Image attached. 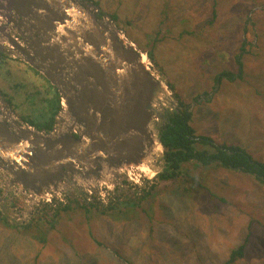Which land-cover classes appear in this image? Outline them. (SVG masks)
I'll list each match as a JSON object with an SVG mask.
<instances>
[{
	"label": "rangeland",
	"instance_id": "374dc122",
	"mask_svg": "<svg viewBox=\"0 0 264 264\" xmlns=\"http://www.w3.org/2000/svg\"><path fill=\"white\" fill-rule=\"evenodd\" d=\"M91 1L103 14L131 19L132 26L120 30L139 51H152L153 64L187 102L197 133L216 144L237 145L264 163V0ZM239 53L242 79L217 82L221 71L236 70ZM8 88L12 101L7 97L3 106L29 123L44 124L43 97L56 95L49 81L25 62L0 56V89ZM223 167H197L202 182L196 193L193 185L187 194L175 185L148 194L157 179H146L140 188L124 181L121 197L145 211L142 218L119 215L116 222H88L93 208L78 215L79 207L64 211L59 203L22 219V202L12 199L7 209L0 207L6 217L0 218V264H225L239 246L243 254L234 264H264V185ZM110 191L101 189L103 197L91 204L77 197L71 205L107 204Z\"/></svg>",
	"mask_w": 264,
	"mask_h": 264
},
{
	"label": "water",
	"instance_id": "95a60500",
	"mask_svg": "<svg viewBox=\"0 0 264 264\" xmlns=\"http://www.w3.org/2000/svg\"><path fill=\"white\" fill-rule=\"evenodd\" d=\"M0 9L18 34L3 26L0 37L10 47L0 50L43 75L61 104L60 126L48 132L1 109L0 168L11 184L41 197L47 187L57 192L66 172L95 184L125 171L150 176L162 169L159 133L178 100L110 15L100 16L91 0H0Z\"/></svg>",
	"mask_w": 264,
	"mask_h": 264
},
{
	"label": "trees",
	"instance_id": "16d2710c",
	"mask_svg": "<svg viewBox=\"0 0 264 264\" xmlns=\"http://www.w3.org/2000/svg\"><path fill=\"white\" fill-rule=\"evenodd\" d=\"M213 13L214 10L212 11V14ZM99 15L102 16L103 12L100 11ZM110 16L119 29L120 27H122L126 30L130 26H132L131 19L127 17L120 18L114 12H110ZM208 23L212 22L208 21ZM126 35L130 36L127 32ZM131 40L135 41L136 39L134 38V40ZM240 50H242L243 52L245 48L241 47ZM0 54L4 53L0 52ZM146 54L151 58V60H153L151 57V55L153 54L151 50H147ZM235 63L237 65L236 70L226 69L224 71H221L218 75H216L215 80L218 82L222 79H226L229 81L237 80V78L242 79L244 71L243 54L239 53L235 56ZM155 64V66L158 67V70L162 71L163 73V70L159 67V65L156 62ZM36 72L41 77V74H39L38 71ZM163 75L165 74L163 73ZM51 86L53 90L56 91V95H53L48 99H46V97H43L45 99L44 105H40L39 109L43 110L44 108H46L44 110V115H47V119L45 120L44 124L34 125L32 123H29L25 117L22 118L20 116L22 121L28 123L29 125H33L39 130H44L46 132L51 131L54 128V125L56 123L55 117L60 110V95L58 91L53 87V85ZM170 87L174 89L171 84ZM0 90L6 95V97H8L7 94L9 90L13 89L8 88V90ZM174 96L178 100L177 110H166L165 114L168 118V122L164 123L159 133L161 143L165 149L164 158L166 160V167L156 177L157 181L153 185H151L150 190L146 191L148 192V194L154 192L156 189L163 192V190H166L175 185L183 186L184 192L186 194L191 190L193 185V191L196 193L198 190H200L198 184L202 182L198 174L199 171L197 167H208L210 166V164H214L216 166L223 165L228 169L247 173L264 185V163L253 159L237 145L224 143L216 144L211 140L210 137L204 136L201 133H197L196 129L192 126L193 115L188 108L187 102H184L181 98H179L175 92ZM39 99L40 97L38 98V100ZM50 99L56 100L54 106L51 103L49 105ZM8 101L9 103H11L12 100L9 98ZM22 113L27 114V112L24 111H22ZM191 165H194V167H196L193 168L191 167ZM160 182L164 183L163 186L159 185ZM128 190H130L132 193L133 189L130 187L128 188ZM122 192L123 189H119V187L115 186L114 190L112 191V199H110L107 204L99 203L90 206V209H94L92 211L93 215L90 216L89 219H86V221L89 220L88 222L96 223L98 220L107 218L112 222H116L118 221L119 215H124L125 217L123 218L126 219H133L136 218V216L142 218V214L145 211V208H141L140 205H138V202H135L132 198H122ZM68 206L69 204H62V208H65L67 210L77 209L78 207L82 210L88 209V207L84 204L70 207ZM128 209H138L139 213H127L126 211ZM52 226H54V224H52ZM242 249L243 246H239L234 249L227 258L225 264H234L235 260L241 258L243 254Z\"/></svg>",
	"mask_w": 264,
	"mask_h": 264
},
{
	"label": "clouds",
	"instance_id": "9594fccd",
	"mask_svg": "<svg viewBox=\"0 0 264 264\" xmlns=\"http://www.w3.org/2000/svg\"><path fill=\"white\" fill-rule=\"evenodd\" d=\"M3 104H5V101L3 103H0V106H2ZM10 108H12V107H10ZM1 109L2 108H0V111H2ZM25 124L29 127L33 126V125H29L28 123H25ZM55 125H54V127H55ZM164 151H165V149H164ZM164 151H163V158H164ZM164 161H165V163H164L162 169H160L158 172H162L165 169V167H166L165 158H164ZM159 162L162 164L161 160H159ZM223 168H226V167H223ZM226 169H228V168H226ZM142 173L147 177V179L154 178V176H152V175L149 176V174L146 175L144 172H142ZM10 176L11 175H9L8 173H6L5 171H3L0 168V207L7 209L9 207L8 202H12V199L13 200L18 199L17 204L19 205L20 202H22V207H21V210L17 213V216H18V218H22V219L29 217L30 215H32L35 212V214L33 216V218H34L37 215V213H39V211H41L42 208L48 209V208L53 207L52 201L54 199L58 198L60 195H62V193H59L60 191L66 192L64 197L75 195L76 197H81L83 200L84 199L87 200L88 201L87 203L91 204L94 197H96V198L103 197L99 193L100 189H108V186L112 185V184H110V181H111L110 179L102 180L100 183L94 184V183L87 182V180H85V179H80L79 177H74L73 174L66 172V174H64L63 177H60L58 179L59 183H57V186H58L57 192H54L53 190L50 189V187H47V188L43 189V196L38 197L30 189H28L24 186L11 184L10 180H9ZM132 177L136 178L135 175L132 174L130 176L128 174L126 182H128L130 184H135V186L140 188L139 186H141V184H139L137 178L134 180V179H132ZM118 183L119 184H116L117 186L118 185H119V187L123 186L121 184V181H119ZM14 186H15V191H13ZM128 188H130V187H128ZM149 188H151V187H149ZM91 190L93 191V194H91V196H90L88 191H91ZM113 190H114V188H113ZM1 205H6V206H1ZM62 210L68 211L65 208H62ZM81 212H82V209L78 208V211L76 212V214L79 215ZM46 214H47V212H46ZM1 217L6 218L4 214H2L0 216V218ZM13 222L16 223L17 220L14 219ZM51 222H53V221H51Z\"/></svg>",
	"mask_w": 264,
	"mask_h": 264
},
{
	"label": "flooded vegetation",
	"instance_id": "af4514ba",
	"mask_svg": "<svg viewBox=\"0 0 264 264\" xmlns=\"http://www.w3.org/2000/svg\"><path fill=\"white\" fill-rule=\"evenodd\" d=\"M1 21V24L4 26L5 25V23L2 21V20H0ZM1 32V31H0ZM20 42H22L23 40L21 39V40H19ZM8 46V47H10V45L9 44H7L6 43V41H5V39L4 38H2V37H0V49H1V46L2 47H4V46ZM7 49V48H6ZM0 52L1 53H4L2 50H0ZM1 55H5V57H9V56H7L6 54H0V56ZM10 58V57H9ZM13 58V57H12ZM13 60H17V61H21V62H24L23 60H19V59H14L13 58ZM26 63V62H25ZM27 64V63H26ZM31 67V66H30ZM39 73V72H38ZM40 74V73H39ZM2 97H4V99L2 98ZM6 99H7V97H6V95L0 90V100L1 101H5L6 102ZM8 100V99H7ZM3 106V105H2ZM12 109H13V112H15L16 113V115H18V119H20L21 120V117H20V114H19V111H15L14 110V108L12 107ZM24 122V121H23ZM26 123V122H25ZM56 124V123H55ZM59 126V125H58ZM58 132V131H57ZM76 135V134H75ZM158 163L159 164H161L159 161H158ZM157 173H160V172H157ZM127 176H128V173L125 171V172H122V173H120V174H118L116 177H112V178H110V184H112V186H113V188H115V185L116 184H119L118 182L121 180L122 182H121V184L124 182V181H126V179H127ZM63 177V176H62ZM157 176H154V178H156ZM136 178H137V180H138V182H139V184H142L146 179H147V177L144 175V174H141V175H137L136 176ZM135 177H132V179H136ZM116 187H119V185L118 186H116ZM14 190L13 191H15V186H14V188H13ZM109 190H111L110 191V193H112V189L111 188H108ZM59 193H62V195H60L58 198H56V199H54L53 201H52V203L54 204V203H59V204H63V205H67V204H69V206H72L71 205V203H75L76 201V196L75 195H72V196H67V197H64V195L66 194V192H63V191H60ZM134 193H138V190L137 189H135L134 190ZM75 205H80V204H75ZM68 206V207H69ZM17 220V219H16ZM17 222H18V220H17ZM16 222V224H19V223H17ZM15 223V222H14ZM21 226L20 225H18V228H20Z\"/></svg>",
	"mask_w": 264,
	"mask_h": 264
},
{
	"label": "bare ground",
	"instance_id": "6f19581e",
	"mask_svg": "<svg viewBox=\"0 0 264 264\" xmlns=\"http://www.w3.org/2000/svg\"><path fill=\"white\" fill-rule=\"evenodd\" d=\"M3 14H4V11L2 10V9H0V20H2L4 23H5V25H4V27H5V30H7L6 32L7 33H9V34H11L12 36H14V37H16V38H18V34H17V32L15 31V30H13V29H11L10 28V26L9 25H7L6 24V20H5V18L3 17ZM2 27H3V25L1 24V21H0V30L2 29ZM1 32H3L2 30H1ZM3 34V33H2ZM142 60L144 61V62H146V56L145 55H143L142 56ZM158 69V68H157ZM152 71H153V73L155 74V75H157V74H161L162 73V71H159V70H156V69H152ZM163 74V73H162ZM43 76V75H42ZM44 77V76H43ZM45 78V77H44ZM46 79V78H45ZM47 80V79H46ZM48 81V80H47ZM50 83V82H49ZM67 118H69L68 116H66ZM25 123V122H24ZM141 167H143V165H141ZM159 175V173H153V175L152 176H158ZM103 177H108V175H105V176H103ZM112 185H109L108 186V188H110ZM112 188H113V186H112ZM14 190V189H13ZM70 207V206H69Z\"/></svg>",
	"mask_w": 264,
	"mask_h": 264
},
{
	"label": "built area",
	"instance_id": "2783aa9c",
	"mask_svg": "<svg viewBox=\"0 0 264 264\" xmlns=\"http://www.w3.org/2000/svg\"><path fill=\"white\" fill-rule=\"evenodd\" d=\"M89 192V195L91 196V194H93V191L91 190V191H88ZM99 193L101 194V189H100V191H99ZM102 195V194H101Z\"/></svg>",
	"mask_w": 264,
	"mask_h": 264
},
{
	"label": "crops",
	"instance_id": "0c3cea01",
	"mask_svg": "<svg viewBox=\"0 0 264 264\" xmlns=\"http://www.w3.org/2000/svg\"><path fill=\"white\" fill-rule=\"evenodd\" d=\"M3 34H4V32H3ZM3 34H2V35H3ZM0 108H1V107H0ZM4 191H5V190H4Z\"/></svg>",
	"mask_w": 264,
	"mask_h": 264
}]
</instances>
